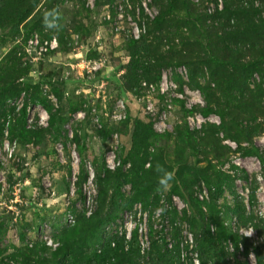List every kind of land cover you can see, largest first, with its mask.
<instances>
[{
	"label": "rangeland",
	"instance_id": "374dc122",
	"mask_svg": "<svg viewBox=\"0 0 264 264\" xmlns=\"http://www.w3.org/2000/svg\"><path fill=\"white\" fill-rule=\"evenodd\" d=\"M144 1L39 0L22 23L0 26V65L5 66L2 74L8 77L6 88L18 91L0 101L1 153L7 141L15 143L14 157L0 159V224L7 234L9 254L33 256L32 251L49 245V239L59 244L55 238L67 230V213L75 215L76 221L82 214L87 217L82 204L88 193L86 162L95 171V212L100 208L101 186L97 182L102 180L109 184L102 185L106 190L101 187L108 195L104 212L111 213L108 205L117 178L105 165L114 151L127 180L121 189L126 201L119 199V205L129 202L135 189L149 195L146 203L134 202L125 212L135 215L133 225L146 221L144 217L138 221L136 215L150 216L159 253L163 254L162 241L168 240L169 249L179 246L188 254L189 262L182 261L192 264L196 237L204 240L208 234L213 239L224 238L232 232L239 247L234 240L224 243L230 264L236 253L239 260L258 264L253 249L264 244V163L258 156L245 157L237 151L235 141L219 129L217 114L197 125L175 102L184 97L193 99L195 116L200 115L208 102L199 86L213 90L207 93L216 108H224L230 101L225 95L228 88L223 90L226 85L222 83V75L230 70L211 57L215 54L218 62L226 59V42L216 29L219 19H210L230 0H219V11L215 2L200 5L201 0H190L206 23L192 30L179 29L177 16L156 29L152 23L160 11L149 7L152 0ZM261 2L255 0L254 5ZM31 3L26 0V6ZM227 18L224 21L231 20L236 28L237 21H242L246 29L251 27L250 18ZM36 22L39 29H35ZM141 37L145 38L148 54L135 60L146 61L144 67L149 63L155 75H161V85L155 86L152 79L148 85L142 78L143 70L132 73L129 69L132 55L128 42ZM253 41L256 45L244 55V61H251V75L245 84L250 89L248 94L253 91L254 96L228 107L237 122L255 131L251 141H243L242 146L255 147L264 157V91H256L257 83L264 78V35ZM162 58L166 61L160 66L158 60ZM213 72L215 81L211 79ZM136 75L142 78L141 84ZM162 83L167 84V92L157 97L159 91L162 95ZM3 91L0 86V93ZM41 101H46L56 116L53 127L51 112ZM251 102L254 106L246 104ZM120 103L124 106L121 118L118 114L114 118ZM195 171L205 173L209 183L202 179L188 187ZM125 212L104 226V244L110 239H123L122 233L130 231ZM142 228L143 232L140 226L136 232L141 251L138 263L154 264L151 255L156 250L152 252L150 246L143 252L151 232L146 224ZM196 228L203 232L195 234ZM45 230L50 233L47 241ZM245 238L252 246L248 255L242 243ZM128 242L126 239V248L132 241ZM101 248L99 244L97 249ZM19 258L11 264H23L25 257Z\"/></svg>",
	"mask_w": 264,
	"mask_h": 264
},
{
	"label": "trees",
	"instance_id": "16d2710c",
	"mask_svg": "<svg viewBox=\"0 0 264 264\" xmlns=\"http://www.w3.org/2000/svg\"><path fill=\"white\" fill-rule=\"evenodd\" d=\"M32 1L33 3H31L29 6H26V0H4L0 6V18L3 17L0 26L4 27L11 23L18 24L26 20L30 16L32 9L36 8L37 4H39V0ZM254 1L255 0L226 1L224 9L222 11H219L218 0H201L200 5L210 4L212 2H215L217 4L216 9L219 12L215 13L213 17H210V19H219L217 25L218 27L216 29H219L218 33H220V31L222 32L219 37L226 42L224 48L227 50L228 56L226 59L220 58L219 62L217 60L218 57L215 56V54L211 55V57L217 64L220 63L221 66H224L226 69L230 70L222 75V83L226 85L225 88H222L223 90L228 88V93H225V95H229L230 101H227V105L224 107L225 109L223 107L216 108L210 101L211 94L207 93L211 89H204L199 85H197V87L199 86L198 88L203 91L208 102L207 107L201 110L200 115L207 118L211 114H217L221 120L219 129L225 132L228 138L235 141V143L237 144V151L242 153V155L245 157L258 156L264 163V157L260 156L258 150L255 147L242 146L243 141H251L254 136H252V133H254L255 131L249 125V127H244L241 123L237 122L236 117H234V114L230 112V109L228 107V105L237 101L241 104L242 101L240 102L239 100L242 98L245 101L250 100V96L253 97L255 93L252 91L250 95L248 94L250 89L245 84V82L249 80L251 75L248 66L251 61H244L246 58L244 55L250 54L249 52H251V49L256 45V43L253 41L254 37L256 38L258 36L261 37L262 35H264V0H262L261 2L262 5L258 6L254 5ZM142 2L145 1L142 0ZM149 7L158 8L160 11L158 16L155 18V20H153L152 23L155 24L156 29L162 27L167 22V20L169 21L170 17L176 18V16L179 18L181 24L179 29L183 28L192 30L193 27H196L198 25L204 26V24H206L205 21H202V15L199 12L196 14V12L194 11V6L190 3V0H152V2L149 3ZM199 9L203 10L202 7ZM226 16L228 17L227 20L233 19L236 16H240L242 18H250L251 27L249 29H246L244 28V23L242 21H237V24L239 26L236 28V26L231 25V20L224 21L226 20ZM35 26V29H39V25L37 22L35 23ZM211 29L212 28H210V30ZM128 46H130V53L132 55V62L129 66L131 72L133 73L136 70H143V80L144 78H146L145 82L148 81L147 84L150 85L149 81L152 79L154 84L156 83L155 86H158V84H160L161 75H155V69L152 68L149 63V67H144L146 61L135 60L136 56H141V58L143 59L146 58L145 54H148V50L146 49L145 45V38L141 37V39L139 40L131 39L128 42ZM165 61L166 59L162 58L158 60V64L160 66H163V62ZM4 67V64L0 65V86H2L4 89V91L0 93V101L6 100L8 97H10V95L13 94V92H18L17 88H6V86L8 85L6 78L8 77H3L2 70L4 72L5 69L2 68ZM6 69L7 71H9V66H6ZM136 77L138 78L136 79L134 77L136 81L141 84V82L143 81L142 78H140L139 75H136ZM211 79L213 81L216 80V75L214 72L212 73ZM262 90L264 91V78H262L256 86V91H259L260 93ZM157 97L163 96H161L158 92ZM41 102L49 110V112H51L50 125L53 127L56 116L52 113L51 109L48 108V106L46 105V101ZM175 102L178 103V105L186 113L188 118H192L195 116V114H197L195 108L189 109L186 107L185 101L176 99ZM246 104L249 106H254L253 102ZM25 112L26 111L24 110L23 119H25L26 116ZM146 128L148 129V127ZM186 129V133L189 134L190 128L188 125L186 126ZM227 150H230L231 152L230 148H228ZM108 171L111 174L113 173V176L117 178V180L115 181L116 191L110 198L108 205L109 210L112 211L111 213L104 212L103 204L108 195L107 191L105 192L103 189H101V187L104 188V186L102 185L109 184L107 183V181L99 180L97 182V185L98 187L101 186L99 188L98 196V199L100 201V208L97 213L95 212V215H92L91 217H86L84 214H82L81 219L79 221H76L74 225H69L65 221L67 230L63 234L55 238V240L59 242V246L57 247V249L52 250L46 244L43 246H39V249L37 248L38 250L35 249L34 251H32L33 256H36L33 260V256H29V254L21 255L8 253L7 250L9 249L6 240L7 234L3 231V224H0V264H11V262L19 260V256L25 257L23 258V264H125L126 262L130 264H139L138 256L140 255V248L138 236L136 233L129 245L128 251H126V247L124 246V239H110L106 244H104L101 234L104 226L107 223L115 221L120 213L132 208L134 202L143 201L144 203H146L149 195H145L142 190L139 191L138 189H135L136 191L134 190V197L128 200L129 202H123V204L119 205V199L126 201L121 194V189L127 183V180L122 172V166H120L115 172H111L110 170ZM191 176L193 178H190L191 180L188 187L191 186L192 182L200 181L202 179L209 183V179L206 178L205 173H203L202 171H195V173H193V175L191 174ZM174 190L175 188L173 189V191ZM81 191L82 190L79 188L78 195H80L82 198L83 195H81ZM220 195L221 186H218L217 196ZM149 227L151 232L150 241L152 252L155 250L157 252L151 255L153 261L152 263L185 264L182 261V252L180 250V247L176 246L171 251V249H169L168 240L162 241L161 251L163 254L159 253V246L157 245V243L159 242H157L158 240H156L157 233L153 234L152 224H150ZM193 231L195 234L197 232H203V230L199 228L193 229ZM229 233L230 234H226L224 238L218 237L213 239L208 234H205L203 236L205 238L204 240H199L196 237V247L194 249V252L197 253L200 264H230L229 254L224 247V243L228 240H234L233 242L235 243L236 248L239 247V244L232 237L234 236V234L232 232ZM238 239L239 238H237V240ZM114 241L116 242V246L112 247V243ZM221 242L223 243L221 244ZM242 243L245 246V253L248 255L250 252V248L252 247L250 245L251 242L248 238H245ZM99 244H101L102 246L101 249H97V246ZM258 245L259 246L256 245L257 247L253 249V251L257 257L258 264H263L264 244L259 243ZM236 254H232L234 260L233 264H250L249 261L239 260Z\"/></svg>",
	"mask_w": 264,
	"mask_h": 264
},
{
	"label": "built area",
	"instance_id": "2783aa9c",
	"mask_svg": "<svg viewBox=\"0 0 264 264\" xmlns=\"http://www.w3.org/2000/svg\"><path fill=\"white\" fill-rule=\"evenodd\" d=\"M161 85V83H160ZM160 85H159V88H160ZM167 87V84L166 83H162V87H161V92H162V95L161 96H164L166 94L167 91H165V88ZM168 88V87H167ZM160 93V91H159ZM183 95H185V92L183 93ZM194 101H197V95L194 94ZM180 100H186V101H190L192 102L191 104L189 102H187L186 104V107L189 108V109H192L193 108V99H188V97H184V99H180ZM186 103V102H185ZM124 109V106L122 103H120V105L118 106V108L116 109V113H114V118L117 117V114L119 116V118H121L120 114H122V110ZM165 118V116H164ZM160 120H163V117H160ZM192 122L194 123H197V125H200L201 123L205 122V119L202 117V116H196V117H192L191 118ZM3 150V153H1V149H0V159H3V160H8V159H11L14 157V152H15V143L14 144H11L9 143L8 141L6 142V144L4 145V148L2 149ZM106 163H107V167L108 169H110L111 171H115L119 166H120V161L118 160V158L116 157V153L114 151H112L106 158ZM86 168L88 170V173H89V179L87 181V185L85 186L86 189L88 188V193L86 194L85 193V198H84V202L82 201V204L83 206L85 207V210H86V213H87V216L88 217H91L96 208H97V203H96V186H95V173H94V167L93 165H91L90 163H87L86 162ZM128 212V211H127ZM125 212L124 214V219L125 221H130V224H131V227H130V231H128V233L126 232H123L122 233V238L126 241V239L129 241L128 243H130L132 240H133V236L135 235L136 232H138V229L137 227L140 226V232H143V228L142 226H144L145 224L148 226L149 230H150V222L151 221H148L150 219V216L145 215V213H140L139 215H136L138 217V221H140V219L142 217H144V219L146 220L145 221V224L141 223L140 225L137 224V222L135 221V224L133 225L132 224V221H134V217L135 215L132 214V212L128 213ZM67 219H66V222L69 224V225H74L75 222H76V218L75 216L72 214V213H67ZM160 229H164V226L161 225V228ZM145 232H146V236L148 234V229L146 228L145 229ZM44 234H47L45 236V240L47 241L49 239V230H45L44 231ZM147 243H146V246L143 250V252H145L146 249H149L150 246H151V241H150V236L147 237ZM191 239V242L194 243V238L193 237H190ZM50 248L52 247L53 250L57 249V247L59 246L58 243H56L55 241H53L52 239H49V243H48ZM116 246V243L113 242L112 243V247H115ZM129 250V245H128V248H126V251ZM141 252V251H140ZM193 263L192 264H200V261H199V258L197 256V253L193 252ZM182 260L184 262H189V259H188V254L185 253V252H182Z\"/></svg>",
	"mask_w": 264,
	"mask_h": 264
},
{
	"label": "clouds",
	"instance_id": "9594fccd",
	"mask_svg": "<svg viewBox=\"0 0 264 264\" xmlns=\"http://www.w3.org/2000/svg\"><path fill=\"white\" fill-rule=\"evenodd\" d=\"M218 5H219V0H218ZM218 8H219V7H218ZM196 116H202V115H196ZM196 116H194V117H196ZM202 117H203V116H202ZM203 118H205V117H203ZM163 124H164V123H163ZM2 149H3V148H2ZM118 160H119V159H118ZM119 161H120V166H122V162H121V160H119ZM106 166H107V163H106ZM120 166H119V167H120ZM85 167H86V165H85ZM93 167H94V166H93ZM119 167H118V168H119ZM107 168H108V167H107ZM118 168H117V169H118ZM117 169H116V170H117ZM108 170H110V169H108ZM116 170H115V171H116ZM110 171H111V170H110ZM115 171H111V172H115ZM94 173H95V171H94ZM88 179H89V173H88Z\"/></svg>",
	"mask_w": 264,
	"mask_h": 264
}]
</instances>
